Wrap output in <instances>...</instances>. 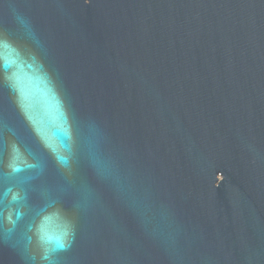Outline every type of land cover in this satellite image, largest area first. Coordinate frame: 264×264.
<instances>
[{
  "label": "water",
  "instance_id": "water-1",
  "mask_svg": "<svg viewBox=\"0 0 264 264\" xmlns=\"http://www.w3.org/2000/svg\"><path fill=\"white\" fill-rule=\"evenodd\" d=\"M0 264H264V0H0Z\"/></svg>",
  "mask_w": 264,
  "mask_h": 264
},
{
  "label": "snow or ice",
  "instance_id": "snow-or-ice-1",
  "mask_svg": "<svg viewBox=\"0 0 264 264\" xmlns=\"http://www.w3.org/2000/svg\"><path fill=\"white\" fill-rule=\"evenodd\" d=\"M60 194H61V193H59V192H53V193H50L49 195L55 197V196H58V195H60Z\"/></svg>",
  "mask_w": 264,
  "mask_h": 264
}]
</instances>
